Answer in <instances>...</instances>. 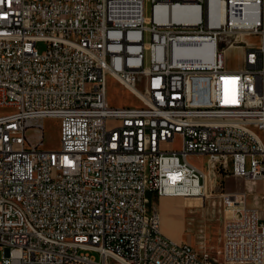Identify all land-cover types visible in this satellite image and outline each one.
<instances>
[{
	"label": "built area",
	"instance_id": "2783aa9c",
	"mask_svg": "<svg viewBox=\"0 0 264 264\" xmlns=\"http://www.w3.org/2000/svg\"><path fill=\"white\" fill-rule=\"evenodd\" d=\"M110 77L139 105L111 106ZM0 109V264H264V0H0ZM192 155L262 184L259 208L223 193L219 260L153 206L204 194Z\"/></svg>",
	"mask_w": 264,
	"mask_h": 264
},
{
	"label": "rangeland",
	"instance_id": "374dc122",
	"mask_svg": "<svg viewBox=\"0 0 264 264\" xmlns=\"http://www.w3.org/2000/svg\"><path fill=\"white\" fill-rule=\"evenodd\" d=\"M256 43L258 37L249 39ZM37 49L42 53L46 49V44L41 42ZM242 48L228 49L226 53V66L230 69H241L243 66ZM140 90L144 88L139 86ZM108 101L111 106H138L139 100L120 86L114 78L108 80ZM10 110L0 109V115L9 113ZM35 126L42 130L44 135V149L58 151L61 148L60 138V120L57 118H45L35 123ZM37 132L30 131L28 137L31 143H35ZM180 148V143L173 146ZM189 162L200 169H206L205 180L208 197L190 198L180 197V204L174 199H168L157 206L158 198L154 196L153 206L158 209L161 215V229L171 237L188 242L195 246L201 244L207 245V250L216 259H220V249L222 244L223 225L230 213L226 211L223 203L224 192L249 193V205L258 206L260 196L256 188L252 187L249 180L231 176L225 170L216 168H207L208 158L200 155H192L188 158ZM204 192V193H205ZM204 195V194H203ZM166 214V216H165ZM99 258L98 254H94ZM5 256V251L0 247V262Z\"/></svg>",
	"mask_w": 264,
	"mask_h": 264
},
{
	"label": "crops",
	"instance_id": "0c3cea01",
	"mask_svg": "<svg viewBox=\"0 0 264 264\" xmlns=\"http://www.w3.org/2000/svg\"><path fill=\"white\" fill-rule=\"evenodd\" d=\"M252 187H255L256 188V192L257 194H259L260 196V204L258 206H253V205H249V200H248V206L249 207H257L259 208L261 206V192H262V184L261 183H253V184H250ZM152 198H154V196H152ZM168 199H174L177 201V203L180 204V198L176 197V198H158V203H157V206L160 207V204L165 201V200H168ZM166 216V214H165ZM163 232V231H162ZM166 236H168L170 239L176 241V242H184V241H180V239H176V238H173L171 237V235L163 232ZM195 249L198 251V252H204V251H207V245L206 244H201L200 246H197V244H195Z\"/></svg>",
	"mask_w": 264,
	"mask_h": 264
},
{
	"label": "bare ground",
	"instance_id": "6f19581e",
	"mask_svg": "<svg viewBox=\"0 0 264 264\" xmlns=\"http://www.w3.org/2000/svg\"><path fill=\"white\" fill-rule=\"evenodd\" d=\"M169 15L172 16L174 19H181L185 16V12L182 10V9H179V8H174V9H170L169 10ZM228 49H231V48H227L225 51L227 53ZM232 49H236V47H232ZM196 166V165H195ZM197 167V166H196ZM212 164L208 161V164H207V168H212ZM199 170H201V172H203L204 174H206V169H200L199 167H197ZM208 197L207 195V192L204 193V195H202L201 197L199 198H206ZM160 229H161V215H160ZM162 231V229H161ZM174 241V240H173ZM176 242V241H175Z\"/></svg>",
	"mask_w": 264,
	"mask_h": 264
}]
</instances>
